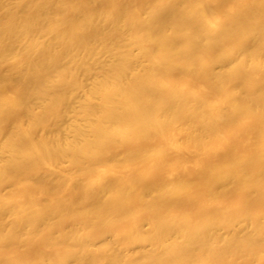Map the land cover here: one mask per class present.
I'll return each mask as SVG.
<instances>
[{"label": "bare ground", "instance_id": "obj_1", "mask_svg": "<svg viewBox=\"0 0 264 264\" xmlns=\"http://www.w3.org/2000/svg\"><path fill=\"white\" fill-rule=\"evenodd\" d=\"M0 264H264V0H0Z\"/></svg>", "mask_w": 264, "mask_h": 264}]
</instances>
